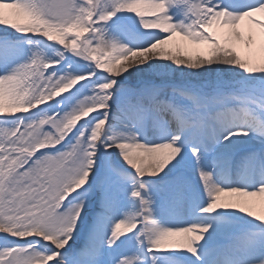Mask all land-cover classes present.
<instances>
[{"label":"snow or ice","instance_id":"6c2138e0","mask_svg":"<svg viewBox=\"0 0 264 264\" xmlns=\"http://www.w3.org/2000/svg\"><path fill=\"white\" fill-rule=\"evenodd\" d=\"M0 120V264H264V0H0Z\"/></svg>","mask_w":264,"mask_h":264},{"label":"bare ground","instance_id":"6f19581e","mask_svg":"<svg viewBox=\"0 0 264 264\" xmlns=\"http://www.w3.org/2000/svg\"><path fill=\"white\" fill-rule=\"evenodd\" d=\"M167 49H172L174 51V45H165L164 46ZM238 51H240L241 55H244V48L243 45L240 44L237 46ZM189 52H192V54H194V49L192 48V46L186 45L185 44V51H182V55L188 54ZM254 212L258 215H264V205H261L259 202H257L256 207L253 209ZM196 211H198V209H196ZM237 216H239V214H237Z\"/></svg>","mask_w":264,"mask_h":264},{"label":"rangeland","instance_id":"374dc122","mask_svg":"<svg viewBox=\"0 0 264 264\" xmlns=\"http://www.w3.org/2000/svg\"><path fill=\"white\" fill-rule=\"evenodd\" d=\"M46 53H49L50 52V49L48 48V46L41 42L40 45H39ZM74 74H78V73H74ZM5 123H10L9 121H3V120H0V124H5ZM198 209V208H197Z\"/></svg>","mask_w":264,"mask_h":264}]
</instances>
